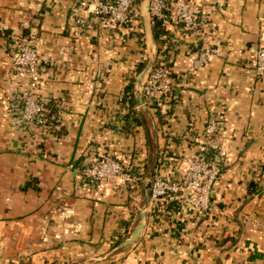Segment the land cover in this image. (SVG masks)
<instances>
[{
  "label": "crops",
  "instance_id": "obj_1",
  "mask_svg": "<svg viewBox=\"0 0 264 264\" xmlns=\"http://www.w3.org/2000/svg\"><path fill=\"white\" fill-rule=\"evenodd\" d=\"M190 1L198 26L162 25L156 40L175 85L166 104L148 106L154 128L134 101L151 49L139 0L121 27L96 0H0V264H264V78L251 59L264 0ZM22 39L37 51L36 76L13 64ZM20 89L48 101L46 125L21 117ZM214 117L225 155L208 209L177 200L173 215L147 210L140 240L114 249L154 160L178 179ZM91 155L117 159L129 179L86 184L78 169Z\"/></svg>",
  "mask_w": 264,
  "mask_h": 264
},
{
  "label": "built area",
  "instance_id": "obj_2",
  "mask_svg": "<svg viewBox=\"0 0 264 264\" xmlns=\"http://www.w3.org/2000/svg\"><path fill=\"white\" fill-rule=\"evenodd\" d=\"M93 10L103 13L105 21L117 27L129 26L134 16L136 0H96ZM152 22L161 20L164 29L170 32L171 27L181 25L188 29L198 26L195 17L194 3L190 0H150ZM166 36V35H164ZM167 37V36H166ZM212 54L205 48L194 60L200 65ZM252 64L256 74L264 78V42L251 51ZM13 64L21 75L30 77L37 75L38 54L29 41L22 39L16 43L12 53ZM185 84V82H184ZM175 78L173 76L170 52L163 49L151 68L142 88L144 102L149 106L160 107L168 102L174 93ZM20 114L24 120H32L46 125L49 118L48 101L32 89H20ZM55 117V116H54ZM53 121L56 118L51 119ZM222 131V121L212 118L205 127L206 142L185 156L186 165L180 171V177L173 179L164 172L154 171L149 193L147 210L150 212L165 211L173 215L176 202L181 200L186 206L204 212L209 207L214 192V181L217 178L221 162L224 158L222 145L215 143V136ZM178 169L180 170L179 166ZM80 179L86 184L100 187L107 180L123 177L129 179L126 167L109 155H91L78 169Z\"/></svg>",
  "mask_w": 264,
  "mask_h": 264
},
{
  "label": "water",
  "instance_id": "obj_3",
  "mask_svg": "<svg viewBox=\"0 0 264 264\" xmlns=\"http://www.w3.org/2000/svg\"><path fill=\"white\" fill-rule=\"evenodd\" d=\"M150 0H139V9L143 20V25L145 29V33L148 36V40L151 46V49L148 51V56L146 62L142 69L138 72L136 76V83L134 87V101L136 103L137 109H142L147 116L150 118L153 127L154 121L151 115V112L148 108V105L144 102L142 95L143 84L153 67L156 54L158 50V44L156 42V38L154 35L153 27H152V18L149 9ZM155 128V127H154ZM155 135V134H154ZM156 138V135H155ZM155 155L158 156V151L155 152ZM156 156V157H157ZM155 160L150 166V169L145 175L142 177L141 186L143 189V194L141 197V204L137 207V212L135 214V222L130 229V231L124 236V238L114 247V249H125L131 245L136 244L140 238L142 237L143 231L146 226V215H147V205L149 201V193L152 186V175L154 173Z\"/></svg>",
  "mask_w": 264,
  "mask_h": 264
},
{
  "label": "trees",
  "instance_id": "obj_4",
  "mask_svg": "<svg viewBox=\"0 0 264 264\" xmlns=\"http://www.w3.org/2000/svg\"><path fill=\"white\" fill-rule=\"evenodd\" d=\"M153 31H154V35H155L156 40L160 44V42H161L160 32L162 31L161 20L154 18V20H153Z\"/></svg>",
  "mask_w": 264,
  "mask_h": 264
},
{
  "label": "rangeland",
  "instance_id": "obj_5",
  "mask_svg": "<svg viewBox=\"0 0 264 264\" xmlns=\"http://www.w3.org/2000/svg\"><path fill=\"white\" fill-rule=\"evenodd\" d=\"M137 1V0H136ZM142 194H143V189H142V187L140 186L139 187V189H138V192H137V202H136V205L135 206H139L140 205V203H141V196H142ZM130 231V229L127 231V233ZM126 233V234H127Z\"/></svg>",
  "mask_w": 264,
  "mask_h": 264
}]
</instances>
